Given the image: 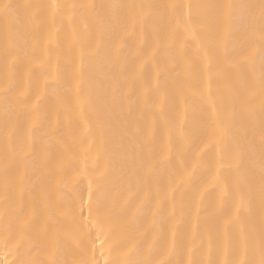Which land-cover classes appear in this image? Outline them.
<instances>
[{"label": "snow or ice", "instance_id": "1", "mask_svg": "<svg viewBox=\"0 0 264 264\" xmlns=\"http://www.w3.org/2000/svg\"><path fill=\"white\" fill-rule=\"evenodd\" d=\"M0 264H264V0H0Z\"/></svg>", "mask_w": 264, "mask_h": 264}, {"label": "bare ground", "instance_id": "2", "mask_svg": "<svg viewBox=\"0 0 264 264\" xmlns=\"http://www.w3.org/2000/svg\"><path fill=\"white\" fill-rule=\"evenodd\" d=\"M20 3H27V2H47V0H18ZM58 2H66V3H100L106 2V0H58ZM175 2H207V0H175ZM98 72L99 70H95ZM109 150L113 153V164L114 166H118L119 164V144L118 142H114L110 145ZM98 163H103V161L98 160Z\"/></svg>", "mask_w": 264, "mask_h": 264}]
</instances>
